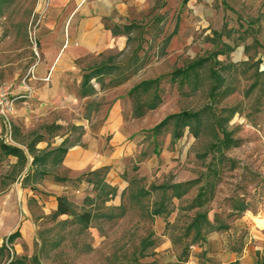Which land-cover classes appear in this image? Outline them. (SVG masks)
I'll return each instance as SVG.
<instances>
[{"label":"rangeland","instance_id":"rangeland-1","mask_svg":"<svg viewBox=\"0 0 264 264\" xmlns=\"http://www.w3.org/2000/svg\"><path fill=\"white\" fill-rule=\"evenodd\" d=\"M50 1L0 0V84L20 81L37 62L33 41H38L36 31L44 22ZM208 8L210 12L204 16L208 24L202 28H194L197 19L182 20L180 14L186 10L183 5L171 20L170 10L159 14L161 18L154 10L145 19L135 21L127 51L114 56V66L96 73L100 90L115 88L112 93L116 95L128 88L125 80L132 81L133 87L127 93L130 107L127 103L124 109L132 126L134 147L141 149L135 159L159 154L169 140L168 149L177 148L178 163L163 176L168 181L179 173L182 177L190 173L194 176L188 183V194L180 201V216L167 227L175 241L176 257L191 242L192 234L183 236L184 228L199 211L211 218L214 215L219 222L256 214H262L256 216V223L264 219V0H214ZM172 29L179 33L170 40ZM169 45L172 49L166 51ZM204 58L185 75L172 78L175 71ZM93 61L88 58L84 64ZM214 72L222 80L211 92L217 80ZM154 78L158 79L134 88L140 81ZM48 87L50 84L45 89ZM68 90V96L58 95L49 104L54 115L66 122L61 127L43 123L49 139L65 136V146H69L82 143L84 134L98 138V127L106 119L111 100L103 95L84 100L85 89L76 83H70ZM38 92L36 97L45 96L44 89ZM182 111L199 114L181 120V137H172L179 117L167 119L157 130L152 128L167 115ZM79 122L89 127L74 124ZM36 155L46 159L37 161L33 172L29 165L6 171L1 182L7 185L13 175L21 173L17 178L22 186L34 184L28 190L27 208L21 212H26L35 224L31 250L41 264H179L173 255L159 258L153 251L156 242L146 207L153 202L154 208H171L170 202L164 205L167 198L161 190L152 196L126 195L123 204L113 209L100 205L102 201L92 205L85 198L82 205L72 206L73 216L54 219L40 195L47 186H59L66 180L59 176L61 172L55 165L61 154L50 150ZM92 178L95 174L79 175L71 190L81 179ZM134 189L140 190V185ZM201 189L203 198L195 200ZM200 201H204L202 206ZM82 212L90 213L88 226L98 229L103 237L100 243H94L91 230L79 221L77 214ZM24 250L28 251L26 245Z\"/></svg>","mask_w":264,"mask_h":264},{"label":"crops","instance_id":"crops-1","mask_svg":"<svg viewBox=\"0 0 264 264\" xmlns=\"http://www.w3.org/2000/svg\"><path fill=\"white\" fill-rule=\"evenodd\" d=\"M213 1H50L48 11L44 14V22L36 31L38 41H33L32 50L37 62L27 73L28 83L36 92L30 98L16 100V113L11 118L9 127L0 119V264H41L38 255H32L31 250L35 239V224L26 212H21V209L24 211L27 208L28 190L31 191L34 184L22 186L17 178L21 173L13 175L7 185L1 181L4 180L6 171L25 169L27 165L33 172L32 168L37 167L36 162L46 159L37 158L36 154H45L50 150L61 154L55 165L59 173L61 172L59 176L66 178L59 186H47L40 195L50 211L57 208L58 197H63L70 209L74 204L82 205L85 198H89L92 205L102 201L103 204L100 205L113 209L123 204L126 195L137 196L140 193L152 196L155 191L161 190L167 198L163 201L164 205L170 202L171 208L163 205L154 208L153 202L146 207V212L152 218L151 236L156 242L153 251L157 257L173 255L179 264H264V219L258 220L259 223L255 221L256 216L262 214L252 215V218L246 215L228 222H219L214 215L211 218L207 212L199 211L184 228L183 236L192 234V240L180 251L179 257H176L175 241L167 232V227L174 225L180 216V201L188 194V183L194 176L190 173L191 176L182 177L179 173L170 181L163 176V172L178 163L175 160L178 157L177 148L168 149L169 140H166L159 154H150L138 161L135 159L141 149L134 147L132 126L125 118L127 112L124 109L127 103L130 107L127 93L133 87L132 81L125 80L124 86L126 88L129 84L128 88L124 93L116 95L112 93L115 88L101 91L97 80L99 76L96 75L99 70L109 69L116 64L115 55H123L127 51L135 21L145 19L154 10L158 18H161L159 14H163V11L170 10L171 20L177 14L176 9L183 5L186 10L180 14L182 20L197 19L199 22L193 25L194 28H202L208 24L204 16L206 12H210L208 5L212 7ZM173 33L175 29L170 31V40H173L179 31ZM169 46L166 51H171L172 47ZM88 58H93L94 61L85 65L84 61ZM91 71L94 72L93 75L86 78ZM46 77L49 79L45 80ZM107 80H110V76ZM18 82L6 81L14 85ZM143 82H150V79L142 80L138 84ZM70 83H76L85 89L82 96L84 100L103 95L111 102L106 108L105 121L98 127V138H89L84 134L82 143L65 146V136L49 139V134L42 124L64 126L65 120L62 121L54 115L49 104H53V98L58 95L61 98L63 95L68 96ZM49 84L50 87L45 89ZM43 89L45 96L36 97L38 91ZM74 124L89 127V124L82 122ZM182 134L181 132L178 137L172 136L173 140ZM3 146L12 147L16 152H7ZM178 170H174V173ZM86 172L95 174L96 178L81 179L76 189L71 190L73 180ZM45 173L49 171L46 170ZM25 176L26 172L22 174L21 179ZM141 183L146 185L142 186ZM137 185H140V190L135 191L134 187ZM101 192H104L103 196ZM203 193L204 189H201L194 199L203 198ZM203 203L204 201H201L199 205L202 206ZM82 213L77 214L78 219ZM90 220V213L88 223L79 219L86 226ZM88 229L92 232L94 243L96 240V244L100 243L103 237L98 229L89 226ZM25 245L28 251L24 250Z\"/></svg>","mask_w":264,"mask_h":264},{"label":"trees","instance_id":"trees-1","mask_svg":"<svg viewBox=\"0 0 264 264\" xmlns=\"http://www.w3.org/2000/svg\"><path fill=\"white\" fill-rule=\"evenodd\" d=\"M206 60V58L204 59H200L199 61H196L194 62L193 64H191L189 67H187L186 69L184 70H179V71H176L173 73L172 75V78L174 76H177V75H180V74H183L185 75L187 70L193 68L194 66L198 65V64H201L202 62H204ZM93 71L89 72L87 75H86V78H89L93 75ZM214 75L216 77V82L215 84L212 86L211 88V92H213L217 87H218V84L221 83V77L219 75L216 74V72H214ZM150 82H153V81H150ZM148 82V83H150ZM147 82H143V83H140L136 86H134L135 89H138L142 84H146ZM198 112L196 113H189V112H185V111H182L180 113H176V114H170L168 116H166L162 121H160L157 125H155L153 127L154 130H157L158 128L164 126V124H166L167 122V119L169 118H175V117H179L178 121H177V129L176 131H174V135L175 137H178L180 136L181 134V131H179V128H178V125L179 123L181 122L182 119H184V117L186 118H192V117H197L198 116ZM3 149H6L7 152H12V153H15L16 150L12 147H6V146H3ZM201 195V193L199 192L198 193V198H200L199 196ZM201 202V201H200ZM72 214V210L70 209V207L68 206L67 202L65 201V199L63 197H58L57 198V208L52 212L51 214V217L52 218H57L61 215H71ZM79 219L81 221H83L84 223H88V220H89V213H82L81 215H79Z\"/></svg>","mask_w":264,"mask_h":264},{"label":"built area","instance_id":"built-area-1","mask_svg":"<svg viewBox=\"0 0 264 264\" xmlns=\"http://www.w3.org/2000/svg\"><path fill=\"white\" fill-rule=\"evenodd\" d=\"M49 78L46 77L45 80ZM35 88L28 83V75L17 85L13 83L0 84V119L9 127L11 118L16 113L15 102L20 98H30L35 94Z\"/></svg>","mask_w":264,"mask_h":264}]
</instances>
